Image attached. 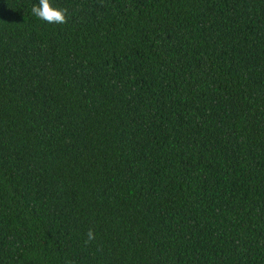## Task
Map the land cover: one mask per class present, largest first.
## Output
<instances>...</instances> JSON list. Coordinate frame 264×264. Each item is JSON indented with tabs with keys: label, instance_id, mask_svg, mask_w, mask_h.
<instances>
[{
	"label": "trees",
	"instance_id": "1",
	"mask_svg": "<svg viewBox=\"0 0 264 264\" xmlns=\"http://www.w3.org/2000/svg\"><path fill=\"white\" fill-rule=\"evenodd\" d=\"M34 3L0 0V264H264V0Z\"/></svg>",
	"mask_w": 264,
	"mask_h": 264
},
{
	"label": "clouds",
	"instance_id": "2",
	"mask_svg": "<svg viewBox=\"0 0 264 264\" xmlns=\"http://www.w3.org/2000/svg\"><path fill=\"white\" fill-rule=\"evenodd\" d=\"M31 14L40 21L47 24H63L66 21V10L54 6L50 0H38V3L31 5ZM88 239H93L91 230L87 233Z\"/></svg>",
	"mask_w": 264,
	"mask_h": 264
}]
</instances>
